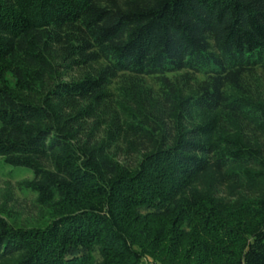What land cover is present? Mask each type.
I'll list each match as a JSON object with an SVG mask.
<instances>
[{"label": "trees", "instance_id": "trees-1", "mask_svg": "<svg viewBox=\"0 0 264 264\" xmlns=\"http://www.w3.org/2000/svg\"><path fill=\"white\" fill-rule=\"evenodd\" d=\"M144 76L168 94L95 140L110 83ZM0 161L48 209L0 212V264H264V0H0Z\"/></svg>", "mask_w": 264, "mask_h": 264}, {"label": "rangeland", "instance_id": "rangeland-1", "mask_svg": "<svg viewBox=\"0 0 264 264\" xmlns=\"http://www.w3.org/2000/svg\"><path fill=\"white\" fill-rule=\"evenodd\" d=\"M181 76V72H172L167 76V79L170 83L174 81V86L181 88L178 90H181L183 95L191 93L195 85L193 81H199L201 78V76H194V79H191L193 81H183ZM137 82L139 86L135 87L133 83H128V80H125L124 77L121 79L117 77L110 83L108 87L110 96L108 98L111 101L93 110L94 116L84 125L91 129L95 140H101L104 137L107 131V124L110 121L109 118L114 114L112 110L115 111L121 120L132 119L133 116H130L131 114L127 109L133 111L135 116L140 118L139 112L141 110L145 111L146 98L159 102L168 94V89L165 87L164 90L161 82L154 78L144 76L141 80L138 79ZM228 90L230 91L229 87ZM191 115L194 120H198L201 117H207L209 113L203 109H192ZM224 117L218 119V129L230 130L234 133L239 132L240 123L237 118ZM120 137H117L116 142H110V152H115L117 160L122 163L132 162L136 157V153L130 151L131 149H127ZM31 177V172L27 168L5 165L0 161V212L11 224L16 226L30 227L40 225L47 218L48 209H46V206L37 204L33 193L21 185L22 181L25 179L30 180ZM255 190L257 191L258 187Z\"/></svg>", "mask_w": 264, "mask_h": 264}]
</instances>
